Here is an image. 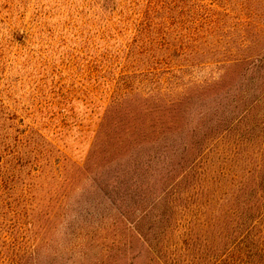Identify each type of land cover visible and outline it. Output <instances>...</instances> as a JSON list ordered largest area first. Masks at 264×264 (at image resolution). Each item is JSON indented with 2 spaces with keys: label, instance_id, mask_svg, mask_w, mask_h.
Instances as JSON below:
<instances>
[{
  "label": "trees",
  "instance_id": "trees-1",
  "mask_svg": "<svg viewBox=\"0 0 264 264\" xmlns=\"http://www.w3.org/2000/svg\"><path fill=\"white\" fill-rule=\"evenodd\" d=\"M86 7L119 13L70 32L101 94L52 116L0 73V264H264V0Z\"/></svg>",
  "mask_w": 264,
  "mask_h": 264
},
{
  "label": "rangeland",
  "instance_id": "rangeland-1",
  "mask_svg": "<svg viewBox=\"0 0 264 264\" xmlns=\"http://www.w3.org/2000/svg\"><path fill=\"white\" fill-rule=\"evenodd\" d=\"M37 1L27 0L29 8L23 15L16 7L17 0H0V73L16 88L17 97L29 95L38 107L46 108L53 116L55 112L60 114L59 105L67 104L68 99L84 98L99 88L96 95L104 91L105 85H99V71L88 64V52H83L70 36L72 25L82 22L83 29L90 31L89 35L99 42L107 22L113 24L119 19V13L101 23L94 11L86 7L95 0H41L42 11L36 9ZM64 46H67L66 53L61 52ZM31 51H34V62L25 68L23 56L31 55ZM90 115L84 114L82 118ZM90 125L93 123L89 119L74 129L68 144L84 139ZM77 146L82 145L76 143L72 150ZM68 154L80 162L84 150L78 153L70 150Z\"/></svg>",
  "mask_w": 264,
  "mask_h": 264
}]
</instances>
